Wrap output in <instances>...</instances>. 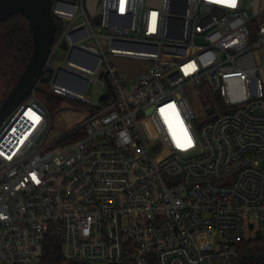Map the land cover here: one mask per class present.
<instances>
[{
    "label": "built area",
    "instance_id": "1",
    "mask_svg": "<svg viewBox=\"0 0 264 264\" xmlns=\"http://www.w3.org/2000/svg\"><path fill=\"white\" fill-rule=\"evenodd\" d=\"M256 1L100 0L91 15L85 0H51L61 31L43 76L52 67L49 89L96 111L47 141L34 89L2 121L0 264L38 262L49 239L66 264H236L264 238ZM128 58L149 62L133 85L115 65ZM91 82L107 86L95 102Z\"/></svg>",
    "mask_w": 264,
    "mask_h": 264
},
{
    "label": "trees",
    "instance_id": "2",
    "mask_svg": "<svg viewBox=\"0 0 264 264\" xmlns=\"http://www.w3.org/2000/svg\"><path fill=\"white\" fill-rule=\"evenodd\" d=\"M54 40L61 31V25L55 19ZM33 50L32 32L27 18L17 13L0 21V80L4 82L5 92L0 104L16 83ZM39 86H45L46 91ZM37 99L52 112L60 107L63 98L49 89L48 81L42 78L35 88ZM92 109V108H91ZM96 109H92L94 113ZM244 251H246L244 253ZM238 264H264V238L244 241L241 245ZM38 264H66L61 252L60 244L52 239L46 241L44 255Z\"/></svg>",
    "mask_w": 264,
    "mask_h": 264
},
{
    "label": "water",
    "instance_id": "3",
    "mask_svg": "<svg viewBox=\"0 0 264 264\" xmlns=\"http://www.w3.org/2000/svg\"><path fill=\"white\" fill-rule=\"evenodd\" d=\"M50 8L51 0H0V21L22 13L29 22L33 42V50L25 68L0 104V125L31 94L42 78L45 81L51 78L52 67H47L48 74L43 76V69L50 54L55 32V22ZM62 47L66 48V45L63 44Z\"/></svg>",
    "mask_w": 264,
    "mask_h": 264
},
{
    "label": "rangeland",
    "instance_id": "4",
    "mask_svg": "<svg viewBox=\"0 0 264 264\" xmlns=\"http://www.w3.org/2000/svg\"><path fill=\"white\" fill-rule=\"evenodd\" d=\"M162 0H144L145 6H159ZM85 9L91 15H96L100 10V0H85ZM264 10V0H257L253 5V14ZM261 19V18H259ZM252 29L255 27L252 26ZM65 50L63 48L57 49L53 54L52 64L59 65L63 62ZM148 61L142 59L128 58V59H116L115 65L123 72L130 74L132 77L131 85L134 84V79L147 67ZM49 84V83H48ZM40 89L47 90L45 86H39ZM6 88L4 82L0 80V99ZM105 94L107 92V86L102 88L95 83H89L85 92V98L95 102L99 96V93ZM60 102V107L52 112L49 111L50 118V134L47 141L52 140L68 131L80 126L83 121L91 114L92 109L85 104L70 100L64 96ZM194 120L192 122L193 127L197 128L202 121L201 110L198 108L196 102H191ZM61 145V144H59ZM58 145V146H59ZM246 251H244L245 253ZM241 255V254H240ZM38 264V262H34ZM238 264V263H236Z\"/></svg>",
    "mask_w": 264,
    "mask_h": 264
},
{
    "label": "crops",
    "instance_id": "5",
    "mask_svg": "<svg viewBox=\"0 0 264 264\" xmlns=\"http://www.w3.org/2000/svg\"><path fill=\"white\" fill-rule=\"evenodd\" d=\"M118 68V67H117ZM118 70L121 72V73H123L124 75H126L127 77H129V78H131L132 76L130 75V74H127V73H125V72H123L122 70H120L119 68H118ZM132 79V78H131Z\"/></svg>",
    "mask_w": 264,
    "mask_h": 264
},
{
    "label": "snow or ice",
    "instance_id": "6",
    "mask_svg": "<svg viewBox=\"0 0 264 264\" xmlns=\"http://www.w3.org/2000/svg\"><path fill=\"white\" fill-rule=\"evenodd\" d=\"M191 145V142L189 141V144H188V146H190Z\"/></svg>",
    "mask_w": 264,
    "mask_h": 264
}]
</instances>
